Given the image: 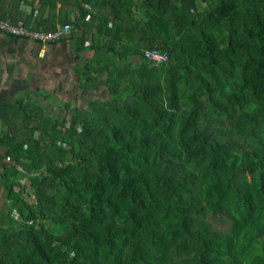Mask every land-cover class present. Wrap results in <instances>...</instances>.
<instances>
[{
	"label": "trees",
	"instance_id": "16d2710c",
	"mask_svg": "<svg viewBox=\"0 0 264 264\" xmlns=\"http://www.w3.org/2000/svg\"><path fill=\"white\" fill-rule=\"evenodd\" d=\"M93 2L87 102L0 101V264H264V0Z\"/></svg>",
	"mask_w": 264,
	"mask_h": 264
},
{
	"label": "crops",
	"instance_id": "0c3cea01",
	"mask_svg": "<svg viewBox=\"0 0 264 264\" xmlns=\"http://www.w3.org/2000/svg\"><path fill=\"white\" fill-rule=\"evenodd\" d=\"M94 2L43 0L41 4L39 0H0V9L7 11L5 17L12 22H28L25 24L35 26L36 21L42 20L45 25L55 22L58 26L63 23L62 17L75 20L80 12L79 5L90 10ZM84 20L89 21L90 16L87 15ZM60 42L42 44L0 32V101L21 96L33 101L38 97H55L60 107V101L69 100L73 108L82 92L74 76L78 59L70 42ZM86 43H90V40ZM91 54L84 51L81 60ZM0 153H4V148L0 147Z\"/></svg>",
	"mask_w": 264,
	"mask_h": 264
},
{
	"label": "built area",
	"instance_id": "2783aa9c",
	"mask_svg": "<svg viewBox=\"0 0 264 264\" xmlns=\"http://www.w3.org/2000/svg\"><path fill=\"white\" fill-rule=\"evenodd\" d=\"M71 24L64 22L54 29L35 28L32 24H25L22 21L11 22L8 19L0 17V32L10 34L12 36L33 40L42 44L56 42L59 39L66 38L71 33ZM145 56L156 62H162L167 58L166 52L158 49H150L145 51ZM31 222V221H29Z\"/></svg>",
	"mask_w": 264,
	"mask_h": 264
},
{
	"label": "rangeland",
	"instance_id": "374dc122",
	"mask_svg": "<svg viewBox=\"0 0 264 264\" xmlns=\"http://www.w3.org/2000/svg\"><path fill=\"white\" fill-rule=\"evenodd\" d=\"M62 43V42H59ZM99 89V88H98ZM96 90L95 93H97V91L100 90ZM94 91H82L78 97L77 100L80 104H85L87 102V100L90 98L91 95H93ZM35 102L40 104L41 106L43 105V107L45 108V110L48 113H51L52 115L55 116H60L62 114L63 108L60 107V105L58 104V99L55 97H51V98H42V97H38L35 99ZM3 154V153H2ZM23 185L26 186V188H28V181L27 179H23L22 181ZM3 189L0 187V208L4 209V203H3ZM211 223L212 225L216 228V229H223L225 228L226 224L223 223V221H221L220 219L217 218H213L211 219Z\"/></svg>",
	"mask_w": 264,
	"mask_h": 264
}]
</instances>
